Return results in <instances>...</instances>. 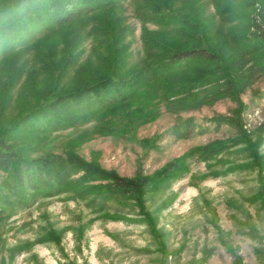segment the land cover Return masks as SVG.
Listing matches in <instances>:
<instances>
[{"label":"rangeland","instance_id":"1","mask_svg":"<svg viewBox=\"0 0 264 264\" xmlns=\"http://www.w3.org/2000/svg\"><path fill=\"white\" fill-rule=\"evenodd\" d=\"M142 1L147 0H124L113 14L122 30L115 46L122 51L117 59L122 73L144 66V38L151 34L163 45H190L177 24L142 22L136 16ZM161 1L166 3L163 13L200 22L199 42L224 45L264 24V0ZM96 26L92 18L83 29L61 87H70L83 73L101 70L103 59L112 57V48L97 46ZM61 37L44 39V53L46 45L58 43L51 57L39 56L43 62L35 60L34 50L23 54L19 76L8 90L0 55V128L35 104V92L50 79L42 69L62 55ZM151 51L150 58L159 56L158 47ZM195 72L157 83L105 121L91 118L65 129L14 133L12 140L30 158L71 153L128 178L156 179L170 164L171 170L181 171L156 188H146L140 209L134 199L118 195L108 196L104 206H92L75 191L82 175L76 170L71 187L36 195L27 189L20 200L0 170V208L6 216L0 222V264H264V73L257 72L240 94L246 133L241 134L228 123L217 126L212 120L232 116L237 102L215 99L204 83H190ZM242 138L246 142L227 145L214 156L197 151ZM24 146L34 150L24 152Z\"/></svg>","mask_w":264,"mask_h":264},{"label":"trees","instance_id":"2","mask_svg":"<svg viewBox=\"0 0 264 264\" xmlns=\"http://www.w3.org/2000/svg\"><path fill=\"white\" fill-rule=\"evenodd\" d=\"M123 1L0 0V55L3 56L1 76L5 77L7 83L4 90H8L19 76L21 69L18 63L23 54L34 50L35 60L43 62L39 56L43 57L42 44L45 38L62 36L57 41L64 42L61 57L53 63H47L42 69L43 73L50 75V79L44 88L35 92V104L15 119L14 123L0 128V170L7 173V185L20 200L21 192L27 189L36 195L49 193L57 187H71L70 178L76 170L81 171L82 175L75 181V191L79 197L88 198L92 206H104L108 196L118 195L134 199L139 208L143 209L146 188L150 185L156 188L162 180L175 177L181 171L179 168L171 170L173 164H170L158 173L156 179L144 176L128 178L71 153L65 157L48 155L30 158L12 140L16 136L13 134L18 131L28 135L42 129H65L77 121L91 118L105 121L108 116L119 114V108L137 97V94L172 77L184 76L192 70L196 72L190 83L202 82L207 86L209 95L215 99L229 98L238 104L239 108L232 116L212 118L213 122L217 126L228 123L236 127L239 133L246 134L240 115L245 106L240 94L257 72L264 73V24H256L252 32L234 36L224 45L208 44L205 40L198 41V38L202 39V34L198 32L201 24L197 20L182 14L176 16L163 13L166 3L161 0L142 1L136 7V16L142 22L151 21L161 26L177 24L175 27L188 36L190 45L176 48L163 45L160 43L162 40L151 34L144 38L148 54L144 66L139 70L122 73L119 65L121 61L117 60L122 51L115 48L122 30L113 14L120 9ZM92 18L97 20L93 32L95 37L99 36L97 46L112 48V57L103 59L101 70L93 74L83 73L70 87L63 88L60 85L74 58L73 50L81 41L83 29ZM57 43L46 45L44 55L51 57L57 51ZM153 46L158 47L157 58H150ZM189 125L186 120L183 124L185 133ZM231 142H216L202 146L197 151L202 155L214 156L227 145H238L246 140L242 138ZM24 147V152L34 150L32 146ZM253 157L255 161L257 155ZM94 181L100 183L93 184ZM31 193L24 196L23 201L29 199ZM10 201L5 198V203ZM5 217L4 210L0 208V222Z\"/></svg>","mask_w":264,"mask_h":264}]
</instances>
